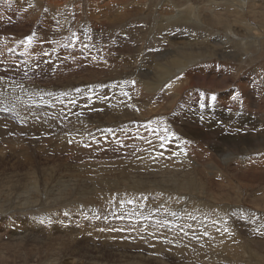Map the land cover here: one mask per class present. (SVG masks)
I'll list each match as a JSON object with an SVG mask.
<instances>
[{
  "label": "rangeland",
  "instance_id": "374dc122",
  "mask_svg": "<svg viewBox=\"0 0 264 264\" xmlns=\"http://www.w3.org/2000/svg\"><path fill=\"white\" fill-rule=\"evenodd\" d=\"M240 1L0 0V264H264V46L250 40L264 41V0ZM93 220L174 230L175 245L151 234L116 252L124 234Z\"/></svg>",
  "mask_w": 264,
  "mask_h": 264
},
{
  "label": "bare ground",
  "instance_id": "6f19581e",
  "mask_svg": "<svg viewBox=\"0 0 264 264\" xmlns=\"http://www.w3.org/2000/svg\"><path fill=\"white\" fill-rule=\"evenodd\" d=\"M238 1H240V0H238ZM122 2V1H121ZM125 2V1H124ZM158 2V1H157ZM166 2H168V1H166ZM241 2V1H240ZM251 2V1H250ZM249 2V3H250ZM260 2H261V0H260ZM170 3V2H169ZM124 4H126V3H124ZM159 4V3H158ZM168 4V3H167ZM263 4V3H262ZM149 5H151V4H148V6ZM243 5H245V3H243ZM243 5H238V6H236V9H237V12L236 11H230L229 12V14H232V16L233 15H236L237 17H241L240 19H239V22H243V20H244V12H243V8H245V7H243ZM251 5V4H250ZM260 5V4H259ZM181 6V5H180ZM179 6V7H180ZM232 6V5H231ZM255 6V5H254ZM261 7H263L264 8V5H260ZM259 6V7H260ZM113 7H115V6H113ZM163 7H165V6H163ZM178 7V6H177ZM253 7V6H252ZM256 7H258V6H256ZM109 8H110V6H109ZM112 8V7H111ZM119 8V7H118ZM246 8H248L247 6H246ZM245 8V9H246ZM138 9H139V7H138ZM191 8L189 7V9L187 8V11H188V13H189V15H188V13L187 14H185L184 16H190V15H195L194 14V12L192 11V9L190 10ZM216 9V8H215ZM249 9H250V7H249ZM249 9H248V13L249 14H252L253 15V13H251V11H249ZM262 9V8H261ZM173 10V9H172ZM224 10H226V9H224ZM247 10V9H246ZM107 12V11H106ZM122 12V11H121ZM171 12V11H170ZM226 12V11H225ZM227 12H228V10H227ZM226 12V13H227ZM141 13V12H140ZM151 13V12H150ZM153 13V12H152ZM257 13V17H255V16H253L254 18H261L262 20H264V11H259V12H256ZM123 14V13H122ZM161 14V13H160ZM213 15V14H212ZM211 15V16H212ZM121 16V15H120ZM123 16V15H122ZM210 17V16H209ZM180 18V17H179ZM182 18V17H181ZM180 18V19H181ZM187 18V17H186ZM157 19V18H156ZM178 19V18H177ZM177 19L176 20H174V25H176L177 26V24L179 23V22H181V21H177ZM204 19V18H203ZM205 19H206V17H205ZM208 19H210V18H208ZM224 19V18H223ZM105 20V19H104ZM123 20V19H122ZM183 20V19H182ZM211 20V19H210ZM257 20V19H256ZM97 21V20H96ZM108 21V20H107ZM140 21H142V20H140ZM205 21V20H204ZM213 21V20H212ZM258 21V20H257ZM115 22V21H114ZM206 22H208V21H206ZM183 23V24H182ZM184 23H185V25H187L188 26V24H186L187 23V21H184V22H181V25H183L184 26ZM213 23H216V22H213ZM218 23V22H217ZM237 23V22H236ZM99 24V23H98ZM114 24V23H113ZM133 24V23H132ZM263 24V23H262ZM172 25H173V23H172ZM130 26V25H129ZM180 26V25H179ZM168 27V26H167ZM178 27V26H177ZM181 27V26H180ZM264 27V26H263ZM169 28H171L170 26L168 27V29ZM176 28V27H175ZM185 28H186V26H185ZM191 28V27H190ZM230 28V27H229ZM229 28H228V30H229ZM96 29V28H95ZM160 29H163V27H161ZM165 29V28H164ZM167 29V30H168ZM172 29H173V27H172ZM172 29H169V30H172ZM193 29V28H192ZM198 29V28H197ZM128 30V29H127ZM132 30V29H131ZM131 30H129V31H131ZM166 30V31H167ZM183 30V29H182ZM189 30V29H188ZM126 31V30H125ZM124 31V32H125ZM164 31V30H163ZM137 32V31H136ZM167 32H169V31H167ZM200 32V31H199ZM166 33V32H165ZM206 33V32H205ZM175 34H179L180 35V38L181 37H185V38H188L189 36H191V35H188V34H186L184 31H179V32H176V33H173V35H175ZM191 34V33H190ZM117 35V34H116ZM211 36V35H210ZM120 37V36H119ZM135 38V37H134ZM133 38V39H134ZM179 37H177V39L178 40H181ZM185 38H183V39H185ZM205 38V37H204ZM218 38L220 39V41L222 42V38H220V37H217V40H218ZM249 38V37H248ZM39 39V38H38ZM215 39V38H214ZM262 39V38H261ZM120 40V39H119ZM247 40H249V39H247ZM250 40L252 41H254L256 44L258 43V45L259 46H261L260 47V49H263V46H264V41H262V40H260V39H257V38H255V36H253V34H251L250 35ZM58 41V40H57ZM252 41V42H253ZM170 42V41H169ZM160 43V42H159ZM248 44H249V42H248ZM242 45V44H241ZM243 45H244V43H243ZM250 45V44H249ZM251 46V45H250ZM254 46V45H253ZM152 47V46H151ZM165 47V46H164ZM181 47V46H180ZM179 47V48H180ZM154 48V47H153ZM178 48V47H177ZM252 48V47H251ZM167 50V49H166ZM244 50V49H243ZM192 51V50H191ZM262 51V50H261ZM168 52V51H167ZM167 52H165V53H167ZM183 52H185V51H183ZM233 52V51H232ZM235 52V51H234ZM2 53V52H1ZM0 53V54H1ZM55 53V52H54ZM169 53H171V52H169ZM210 53H212L211 51H210ZM223 53V52H222ZM237 53V52H236ZM161 54V53H160ZM184 54V53H183ZM218 54V53H217ZM226 54V53H225ZM255 54V53H254ZM261 54V53H260ZM150 55H152V54H150ZM166 55V54H165ZM186 55V58H188L189 57V54L187 53V54H185ZM191 55V54H190ZM199 55V54H198ZM231 55V54H230ZM143 56V55H142ZM145 56V55H144ZM167 56V55H166ZM234 56H235V54H234ZM238 56V55H237ZM250 56V55H249ZM151 57V56H150ZM208 57V56H207ZM223 57H224V55H223ZM226 57H227V55H226ZM225 57V58H226ZM153 58V57H152ZM224 58V59H225ZM36 59V58H35ZM38 63V62H37ZM136 63V62H135ZM40 64V63H39ZM179 65V64H178ZM67 66V65H66ZM124 66V65H123ZM155 66V65H154ZM171 66H177L176 65V63L175 62H171ZM72 67V66H71ZM74 67V66H73ZM42 68V67H41ZM145 68V67H144ZM175 68V67H174ZM66 69V68H65ZM150 69V68H149ZM217 70V69H216ZM258 70V69H257ZM62 71V70H61ZM151 71V70H150ZM156 71V70H155ZM260 71H261V69H260ZM258 72V71H257ZM144 73V72H143ZM152 74V73H151ZM143 76V75H142ZM163 77H164V75H163ZM236 78V77H235ZM162 79V78H161ZM159 80V79H158ZM250 80V79H249ZM248 80V81H249ZM184 83V82H183ZM53 85V84H52ZM125 87V86H124ZM19 88V87H18ZM32 88V87H31ZM64 88V87H63ZM2 89V88H1ZM152 89V88H151ZM163 91V90H162ZM236 91V90H235ZM104 92V91H103ZM116 92H117V90H116ZM239 93V92H238ZM171 95V94H170ZM74 96V95H73ZM169 97V96H168ZM173 97V96H172ZM172 97H171V99H172ZM35 98V97H34ZM215 100V99H214ZM231 100V99H230ZM172 101V100H171ZM209 101V100H208ZM248 101V100H247ZM246 101V102H247ZM173 103V102H172ZM219 103V102H218ZM233 103H236V102H233ZM167 104V103H166ZM217 105V104H216ZM223 105V104H222ZM226 105V104H225ZM159 106V105H158ZM170 106V105H169ZM230 106V105H229ZM197 108L199 107V106H196ZM234 108V109H233ZM242 108V107H241ZM245 108V105L243 106V108L242 109H244ZM250 108V107H249ZM198 110V109H197ZM217 111H223V110H220L218 107H217V109H216ZM233 110H236V107H228V109L227 110H225V111H229V112H231V111H233ZM142 111V110H141ZM193 111V110H192ZM195 111V110H194ZM201 113V112H200ZM203 113V112H202ZM173 114V113H172ZM192 114H194V113H192ZM211 114V113H210ZM224 114V113H223ZM175 115V114H174ZM190 115V114H189ZM177 116V115H176ZM193 116H195V115H193ZM204 116V115H203ZM206 116V115H205ZM249 116V115H248ZM264 116V115H263ZM196 117H198V116H196ZM4 120V119H3ZM3 120H1V121H3ZM7 120V119H6ZM226 120V119H225ZM251 120L253 121V118H251ZM8 121V120H7ZM3 122H5V121H3ZM7 123V122H6ZM6 123H4V124H6ZM253 123V122H252ZM255 123V122H254ZM9 124V123H8ZM7 126V125H6ZM34 126V125H33ZM41 126V125H40ZM11 127V126H10ZM13 127V126H12ZM35 128L36 127H38V126H34ZM33 127V128H34ZM2 130V129H1ZM43 130V129H42ZM41 131V130H40ZM0 133H2V132H0ZM8 135V134H7ZM58 140H59V138H57ZM229 140V139H228ZM230 141H231V138H230ZM10 142H15V141H9V143ZM258 142V141H257ZM231 143V142H230ZM19 144V143H18ZM237 144V143H236ZM10 145V144H9ZM17 145V144H16ZM232 145H234V144H232ZM14 146H15V144H14ZM18 146V145H17ZM17 146H15V147H17ZM20 146V145H19ZM18 146V147H19ZM236 146V145H235ZM231 147V146H230ZM234 147V146H233ZM237 147H238V145H237ZM236 147V149H234V153H236V151H238L239 149ZM21 148V147H20ZM80 148V147H79ZM18 149V148H17ZM16 149V150H17ZM19 150V149H18ZM225 150V149H224ZM233 150V149H232ZM22 151H23V149H22ZM72 151V150H71ZM116 151V150H115ZM28 152H29V150H28ZM216 152V151H215ZM220 152H222V151H220ZM30 153V152H29ZM214 153V152H213ZM217 153H218V151H217ZM228 154V153H227ZM31 155V154H30ZM221 155H223L224 156V154H221ZM15 156V155H14ZM19 156V155H18ZM22 156V155H21ZM226 156V155H225ZM30 157V156H29ZM19 158H21L20 156H19ZM21 159H23V158H21ZM223 160V159H222ZM256 160V159H255ZM15 161V160H14ZM28 161V160H27ZM149 161V160H148ZM225 161V160H224ZM261 163H264V157H262V158H258V161H257V164H261ZM34 164V163H33ZM26 166V165H25ZM264 166V165H263ZM142 167V166H141ZM47 175H49V174H47ZM197 177V176H196ZM58 178V177H57ZM46 181V180H45ZM53 181H55V180H53ZM82 181V180H81ZM81 181H79V182H81ZM222 180H220L219 182H221ZM182 182V181H181ZM192 182V181H191ZM223 182V181H222ZM52 183V182H51ZM54 183V182H53ZM77 183V182H76ZM82 183V182H81ZM95 183V182H94ZM93 183V184H94ZM64 184V183H63ZM92 184V183H91ZM105 184V183H104ZM216 184H218V182H216ZM223 183H221V185H222ZM48 185V184H47ZM78 185H79V183H78ZM88 185V184H87ZM85 183H83V188H84V186H87ZM96 185V184H95ZM45 186V185H44ZM67 186V185H66ZM77 186V185H76ZM196 186V185H195ZM37 187V186H36ZM64 187V186H63ZM79 187V186H78ZM78 187H75V188H78ZM177 187V186H176ZM221 187V186H220ZM224 187V186H223ZM60 188V187H59ZM83 188L81 187V189L83 190ZM162 188V187H161ZM222 188V187H221ZM11 189V188H10ZM80 189V188H79ZM85 189V188H84ZM87 190H88V186H87V188H86ZM91 189V188H90ZM93 189V188H92ZM99 189H101V188H99ZM104 189V188H103ZM144 189V188H143ZM183 189V188H182ZM193 189V188H192ZM49 190V189H48ZM56 190V189H55ZM59 190H61V189H59ZM72 190V189H71ZM162 190V189H161ZM176 190H177V188H176ZM198 190V189H197ZM197 190H194V192H196ZM52 191H54V190H52ZM58 191V190H57ZM63 191V190H62ZM66 191V190H65ZM70 190H68V191H66V192H69ZM90 191V190H89ZM89 191H87V192H89ZM171 191H173V190H171ZM170 191V192H171ZM184 191V190H183ZM1 192V191H0ZM48 192V191H47ZM49 192H51V191H49ZM72 192H74V191H72ZM76 192V191H75ZM80 192H82V191H80ZM135 192V191H134ZM133 192V193H134ZM167 192V191H166ZM178 192V191H177ZM176 192V193H177ZM193 192V191H192ZM102 193V192H101ZM156 193V192H155ZM162 193V192H161ZM183 193V192H182ZM186 193V192H185ZM200 193H201V191H200ZM69 194V193H68ZM75 194V193H74ZM79 194V193H78ZM80 194H82V193H80ZM104 194V193H103ZM187 194H189V193H187ZM199 194V193H198ZM17 195V194H16ZM23 195V194H22ZM67 195V194H66ZM66 195H64V193H63V196H66ZM70 195V194H69ZM153 195V194H152ZM184 195V194H183ZM189 195H191V194H189ZM195 195V194H194ZM54 196V195H53ZM55 196H57V198H58V195H55ZM60 196H61V194H60ZM80 196V195H79ZM78 196V197H79ZM94 196V195H93ZM173 196V195H172ZM179 196V195H178ZM182 196V195H181ZM185 196V195H184ZM183 196V197H184ZM198 196V195H197ZM71 197V196H70ZM80 197H82V195L80 196ZM87 197H88V195H87ZM101 197V196H100ZM148 197V196H147ZM165 197V196H164ZM201 197V196H200ZM1 198V197H0ZM34 198H36V197H34ZM67 198H68V196H67ZM66 198V199H67ZM75 198H77L76 197V195H75ZM181 198V197H180ZM191 198V197H190ZM39 199V198H38ZM41 199V198H40ZM49 199V198H48ZM47 199V200H48ZM62 199V198H61ZM84 199V198H83ZM99 200L98 201H100V198H98ZM130 199V198H129ZM183 199H186L185 197L183 198ZM187 199H188V197H187ZM186 199V200H187ZM199 199V198H198ZM197 199V201H199V203L198 204H202V203H204L205 204V201L203 200V202H200V200H198ZM205 199V198H204ZM5 200V199H4ZM33 200V199H32ZM167 200V199H166ZM182 200V199H181ZM207 200V199H206ZM2 201V200H1ZM26 201V200H25ZM42 201V200H41ZM67 201V200H66ZM196 201V202H197ZM21 202V201H20ZM50 202V201H49ZM60 202V201H59ZM80 202H81V200H80ZM191 202V201H190ZM190 202H186V203H189L188 205H186L185 207L187 208V207H189V210L187 211L186 210V212H190V209H191V207H193V206H197V204H191ZM65 202H62V204H64ZM67 203H68V201H67ZM96 203H100V202H96ZM95 203V204H96ZM104 203V202H103ZM3 204V203H2ZM52 205H53V203H51ZM55 204V203H54ZM58 204V203H57ZM73 204V203H72ZM71 204V205H72ZM178 204V203H177ZM204 204H202V205H204ZM226 204V206H228L227 205V203H225ZM65 205V204H64ZM67 205H69V204H67ZM67 205H65V206H67ZM70 205V206H71ZM77 205V204H76ZM85 205H87V204H85ZM165 205V204H164ZM181 205V204H180ZM207 205V204H206ZM3 206V205H2ZM12 206V205H11ZM61 206V205H60ZM220 206H222L223 207V205H220ZM8 207V206H7ZM54 208H55V206H53ZM86 207V206H85ZM100 207V206H99ZM99 207H98V209H99ZM199 207L201 208V207H203L204 208V210L207 208V207H205V206H200L199 205ZM37 208V207H36ZM68 208V207H67ZM75 208H77V207H75ZM92 208V207H91ZM97 208V207H96ZM102 208V207H101ZM136 208V207H135ZM159 208V207H158ZM5 209V208H4ZM10 209V208H9ZM105 209V208H104ZM103 209V210H104ZM182 209V208H181ZM188 209V208H187ZM193 209V208H192ZM198 209V208H197ZM218 209V208H217ZM224 209V208H223ZM7 210V209H6ZM31 210V209H30ZM39 210V209H38ZM69 210V209H68ZM67 210V211H68ZM206 210H208V209H206ZM210 210V209H209ZM213 210V209H212ZM9 211V210H8ZM22 211V210H21ZM33 211V210H32ZM42 211V210H41ZM65 211V210H64ZM75 211H77V209L75 210ZM105 211V210H104ZM5 212V211H4ZM12 212V211H11ZM35 212V211H34ZM34 212H31V213H34ZM51 212H52V210H51ZM54 212V211H53ZM61 212V211H60ZM63 212V211H62ZM83 212V211H82ZM85 212V211H84ZM88 212V211H87ZM91 212V211H90ZM184 212V211H183ZM210 212V211H209ZM217 212V211H216ZM220 212H221V210H220ZM219 212V213H220ZM2 213V212H1ZM6 213V212H5ZM10 213V212H9ZM56 213V212H55ZM65 213V212H64ZM100 213V212H99ZM105 213V212H104ZM174 213V212H173ZM223 213V212H222ZM24 214V213H23ZM41 214V213H40ZM43 214V213H42ZM80 214H82V213H80ZM86 214V213H85ZM89 214V213H88ZM96 214H97V212H96ZM149 214V213H148ZM186 214V213H185ZM189 214V213H188ZM208 214H211V213H208ZM224 214V213H223ZM18 215H19V213H18ZM29 215V214H28ZM66 215H67V212H66ZM78 215V214H77ZM83 215V214H82ZM91 215V214H90ZM99 215V214H98ZM101 215V214H100ZM99 215V216H100ZM108 215V214H107ZM177 215V214H176ZM213 216H214V214H212ZM216 215V214H215ZM221 215V214H220ZM27 216V215H26ZM42 216V215H41ZM57 216V215H56ZM92 216V215H91ZM172 216V215H171ZM178 216V215H177ZM206 216V215H205ZM212 216V217H213ZM224 216V215H223ZM226 216V215H225ZM1 217V216H0ZM6 217V216H5ZM43 217H45V216H43ZM49 217V216H48ZM82 217H84V216H82ZM136 217V216H135ZM208 217V216H207ZM210 217V216H209ZM21 218V217H20ZM29 218H30V216H29ZM42 218V217H41ZM63 218H64V216H63ZM68 218V217H67ZM70 218V217H69ZM72 218V217H71ZM74 218H76V217H74ZM96 218V217H95ZM110 218V217H109ZM141 218V217H140ZM168 218V217H167ZM178 218H180V221H182L183 220V217H178ZM196 218V217H195ZM211 218V217H210ZM214 218V217H213ZM220 218H221V216H220ZM2 219V218H1ZM47 219V218H46ZM58 219V218H57ZM87 219H89V217H87ZM92 219H94V216H93V218ZM97 219H98V216H97ZM103 219V218H102ZM105 219V218H104ZM103 219V220H104ZM107 219V218H106ZM171 219V218H170ZM169 219V220H170ZM193 219V218H192ZM205 219V218H204ZM217 219V218H216ZM5 220V219H4ZM43 220V219H42ZM72 220V219H71ZM74 220V219H73ZM80 220V219H79ZM100 220V219H99ZM137 220V219H136ZM141 220H143V219H141ZM174 220V219H173ZM200 220H202V219H200ZM206 220V219H205ZM204 220V221H205ZM208 220V219H207ZM210 220V219H209ZM208 220V221H209ZM212 220V219H211ZM210 220V221H211ZM233 220V219H232ZM3 221V220H2ZM5 221H8V220H5ZM10 221V220H9ZM76 221V220H75ZM93 221H95V220H93ZM97 221V220H96ZM89 222L88 221V225H87V228H91L90 230L91 231H94V233L96 234V233H98V235H100L101 234V232L103 233V235L104 236H106L107 235V237H108V239L109 238H112L113 236L114 237H116V235L115 234H124V238L122 237L117 243H115V245H114V249L112 248H110L111 250H115L116 252H117V249L118 248H121V247H124V246H126V245H129V243L128 242H131L130 240H131V238H132V240L134 241V239H138L139 237H141L142 239H145V238H147V242H148V235H151V234H153V236L152 237H149V238H151V239H156L157 240V246H158V243H159V241L160 242H162V243H164V241H167L165 238L166 237H168L169 235V237H170V240H168L169 241V243H168V241H167V246L168 245H170L169 247H172L173 245H175V244H172L173 242H175V237H174V235H175V232H174V230H173V232L172 231H165V232H162V231H160V230H155L154 229V226H151V227H149L148 229L145 227L144 229H142V227L141 228H138V226L140 225V224H138V226L136 227V223L134 224V223H132V224H134V225H132L131 224V222H121V221H119V222H117V223H120L119 225H117L116 227H110V226H112V224H110V228L108 227H106L105 226V228L104 227H102V226H100V224L99 225H96V223L97 222ZM106 221V220H105ZM134 221V220H133ZM138 221V220H137ZM166 221H168V220H166ZM205 222V223H203V221H202V223L200 224V226H202V227H200V228H204V232L206 233L207 232V230H208V228L209 229H213V228H215V225H213V224H211V222ZM214 221V220H213ZM212 221V222H213ZM224 221V220H223ZM231 221V220H230ZM14 222H16V221H14ZM34 222V221H33ZM47 222V221H46ZM50 222V221H49ZM49 222H47V223H49ZM66 222V221H65ZM71 222V221H70ZM74 222V221H73ZM85 222V221H84ZM108 222V221H107ZM107 222H105V223H107ZM139 222H141L140 220H139ZM171 222V221H170ZM173 222V221H172ZM175 222H177V221H175ZM5 223H7V222H5ZM10 223V222H9ZM11 223H13V222H11ZM17 223V222H16ZM41 223V222H40ZM69 223V222H68ZM87 223V222H86ZM101 223H103L104 224V222H101ZM112 223V222H111ZM168 223V222H167ZM178 223V222H177ZM180 223H182V222H180ZM198 223H200V222H198ZM210 223V224H209ZM214 223V222H213ZM222 223V222H221ZM2 224V223H1ZM14 224V223H13ZM36 224V223H35ZM50 224V223H49ZM75 224V223H74ZM77 224V223H76ZM79 224V223H78ZM78 224L76 225V226H78ZM115 224V223H114ZM157 224V223H156ZM215 224V223H214ZM22 225V224H21ZM33 225V224H32ZM67 225V224H66ZM86 225V224H85ZM102 225V224H101ZM141 225H145V223H143V224H141ZM224 225H225V223H224ZM9 226V225H8ZM11 226V225H10ZM13 226V225H12ZM44 226V225H43ZM50 226H52V225H50ZM148 226V225H147ZM170 226V225H169ZM176 225H174V227H175ZM188 226V225H187ZM29 227V226H28ZM30 227H31V225H30ZM39 227V226H38ZM49 227V226H48ZM241 227V226H240ZM3 228H4V226H3ZM6 228V227H5ZM8 228V227H7ZM83 228V227H82ZM85 228V227H84ZM224 228V227H223ZM227 228V227H226ZM10 229H11V227H10ZM50 229V228H49ZM62 229V228H61ZM78 229V228H77ZM106 229H109L108 230V232H105V230ZM170 229V228H169ZM172 229V228H171ZM225 229V228H224ZM12 230V229H11ZM82 230V229H81ZM98 230V231H97ZM40 231V230H39ZM79 231H80V229H79ZM78 231V232H79ZM1 232V231H0ZM68 232V231H67ZM87 232H89V231H87ZM86 232V233H87ZM233 232V231H232ZM9 233V232H8ZM82 233V232H81ZM84 233V232H83ZM82 233V234H83ZM89 233H91V232H89ZM93 233V232H92ZM148 233V234H147ZM28 234V233H27ZM32 234V233H31ZM34 234V233H33ZM36 234V233H35ZM43 234H45V233H43ZM77 234V233H76ZM82 234H81V236H82ZM16 235H18V234H16ZM29 235V234H28ZM50 235V234H49ZM48 235V236H49ZM58 235V234H57ZM56 235V236H57ZM63 235V234H62ZM78 235V234H77ZM86 235V234H85ZM97 235V236H98ZM113 235V236H112ZM206 235V234H205ZM65 236V235H64ZM67 236V235H66ZM65 236V237H66ZM79 236H80V234H79ZM78 236V237H79ZM91 236V235H90ZM97 236H95V239H97ZM102 236V235H101ZM111 236V237H110ZM123 236V235H122ZM188 237L190 236V235H187ZM17 237V236H16ZM68 237H69V235H68ZM144 237V238H143ZM179 237V236H178ZM58 238V237H57ZM60 238V237H59ZM58 238V239H59ZM80 238V237H79ZM83 237H81V239H82ZM85 238V237H84ZM86 238H87V236H86ZM89 238V237H88ZM94 238V237H93ZM106 238V237H105ZM158 238V239H157ZM180 238V237H179ZM58 239H56L57 241H58ZM94 239V240H95ZM107 239V238H106ZM124 239V241L125 242H127L128 244H123L122 246H119L118 244H121V243H123V240ZM142 239H140V240H142ZM139 240V239H138ZM137 240V241H138ZM139 240V241H140ZM193 240V239H192ZM224 240V241H223ZM235 240V239H234ZM233 240V241H234ZM84 241V240H83ZM97 241H99V240H97ZM136 241V242H137ZM144 241V240H143ZM179 241V240H178ZM217 240H215V242H216ZM74 242V241H73ZM85 242H86V240H85ZM95 242V241H94ZM114 242V241H113ZM145 242V241H144ZM144 242H141V243H139V244H141L142 245V243H144ZM188 242V241H187ZM186 242V243H187ZM214 242V243H215ZM68 243H71V242H68ZM75 243V242H74ZM81 243H82V241H81ZM80 243V244H81ZM84 243V242H83ZM87 243V242H86ZM85 243V244H86ZM134 243H135V241H134ZM156 243V242H155ZM189 243V242H188ZM218 243V242H217ZM220 243L222 244V248H224L223 246H226V248L228 247V242H226V240L225 239H221L220 240ZM73 244V243H72ZM109 244V243H108ZM154 244V243H153ZM160 244V243H159ZM178 244H179V242H178ZM221 244L219 245V246H221ZM238 244V243H237ZM70 245V244H69ZM144 245V244H143ZM179 245H181V244H179ZM242 245V244H241ZM60 246V245H59ZM95 246V245H94ZM150 245L148 244V247H149ZM160 247L162 246V244L161 245H159ZM81 247H82V245H81ZM85 247V246H84ZM84 247L83 248H81V249H84ZM96 247V246H95ZM107 247V246H106ZM133 247H135V248H138L139 246H138V244H137V246H133ZM144 247V246H143ZM147 247V248H148ZM156 247V246H155ZM73 248H76V247H73ZM94 248V247H93ZM97 248V247H96ZM102 248V247H101ZM100 248V249H101ZM108 248V247H107ZM159 248V247H158ZM158 248L156 249V250H158ZM210 248H212L211 246H210ZM216 248H218V245H217V247ZM103 249V248H102ZM101 249V250H102ZM212 249H214V248H212ZM80 250V249H79ZM110 250V251H111ZM167 250H169V249H167ZM226 250V249H225ZM68 251V250H67ZM70 251V250H69ZM97 251V250H96ZM155 251V250H154ZM159 251V253H161L160 251H166V247H165V250H163L162 249V247L160 248V250H158ZM176 251V250H175ZM174 251V252H175ZM178 251V250H177ZM176 251V252H177ZM180 251V250H179ZM178 251V252H179ZM183 250H181L180 252H182ZM208 251H211V250H208ZM54 252V251H53ZM58 252V251H57ZM76 252V251H75ZM78 252H80V251H78ZM103 252H104V254H105V252H107V250H103ZM102 252V253H103ZM109 252V251H108ZM112 252V251H111ZM171 252H172V250H171ZM183 252H185V251H183ZM194 252H196V250L194 251ZM214 252V251H213ZM65 253V252H64ZM74 253V252H73ZM120 253V255L118 254V256H117V258L118 259H120V260H122V259H126V257H127V259L129 258H131V257H136V258H138V259H140V260H143V258H144V256L143 255H141V254H138L137 256H133V255H130V254H124V253H122V251H120L119 252ZM167 253H168V251H167ZM170 253V252H169ZM186 253H188V252H186ZM203 252H201L200 254H202ZM68 254V253H67ZM85 255H86V253H84ZM109 254V256L112 258V255L110 254V253H108ZM150 254V253H149ZM162 254V253H161ZM179 254V253H178ZM185 254V253H184ZM184 254H182V255H184ZM189 254V253H188ZM195 254V253H194ZM71 255V254H70ZM89 255V254H88ZM106 255V254H105ZM113 255H114V253H113ZM172 255V254H171ZM182 255H180V256H182ZM187 255V254H186ZM76 256V255H75ZM159 256V255H158ZM188 256V255H187ZM198 256H199V254H198ZM58 257V256H57ZM72 257V256H71ZM81 257V256H80ZM80 257L78 258L79 260H81L80 259ZM116 256H114V258H115ZM140 257V258H139ZM164 257H166V256H164ZM189 257H190V255H189ZM192 257H194L195 258V256H192ZM205 257V256H204ZM245 257V256H244ZM59 258V257H58ZM67 258V257H66ZM76 257H74V259H75ZM89 258V257H88ZM108 258V257H107ZM148 258V257H147ZM176 258H177V256H176ZM180 258V257H179ZM183 258V257H182ZM198 258V257H197ZM196 258V259H197ZM56 259V258H55ZM68 259V258H67ZM94 259H96V258H94ZM155 259H156V257H155ZM158 259V258H157ZM200 259H201V257H200ZM61 260V259H60ZM71 260V259H70ZM78 260V261H79ZM83 260V259H82ZM131 260V259H130ZM159 260V259H158ZM168 260H169V257H168ZM173 260H174V258H173ZM183 260V259H182ZM185 260V259H184ZM55 261V260H54ZM72 261V260H71ZM75 261V260H74ZM89 263H94V264H96L94 261H92L91 259H88L87 260ZM103 261V260H102ZM177 261V260H176ZM200 261V260H199ZM201 261H202V259H201ZM51 262V261H50ZM160 262V261H159ZM167 262V261H166ZM205 262V261H204ZM48 263V262H47ZM173 263V262H172ZM183 263V262H182ZM206 263V262H205ZM71 264V263H70ZM129 264H131V263H129ZM139 264V263H138ZM143 264V263H142ZM192 264V263H191ZM208 264V263H207ZM239 264V263H238ZM244 264V263H243Z\"/></svg>",
  "mask_w": 264,
  "mask_h": 264
}]
</instances>
